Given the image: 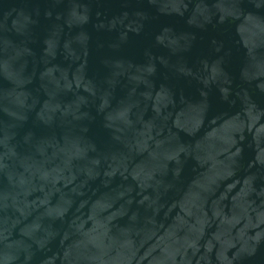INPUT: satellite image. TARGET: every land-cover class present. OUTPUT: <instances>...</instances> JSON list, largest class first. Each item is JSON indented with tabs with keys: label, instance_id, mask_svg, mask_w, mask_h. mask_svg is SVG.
Wrapping results in <instances>:
<instances>
[{
	"label": "water",
	"instance_id": "water-1",
	"mask_svg": "<svg viewBox=\"0 0 264 264\" xmlns=\"http://www.w3.org/2000/svg\"><path fill=\"white\" fill-rule=\"evenodd\" d=\"M0 264H264V0H0Z\"/></svg>",
	"mask_w": 264,
	"mask_h": 264
}]
</instances>
